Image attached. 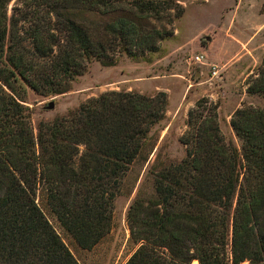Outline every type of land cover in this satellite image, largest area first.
<instances>
[{"label":"trees","instance_id":"16d2710c","mask_svg":"<svg viewBox=\"0 0 264 264\" xmlns=\"http://www.w3.org/2000/svg\"><path fill=\"white\" fill-rule=\"evenodd\" d=\"M0 0V264H80L44 212L92 250L112 231L117 198L154 154L165 93L110 91L38 131L28 88L61 95L94 62L159 51L184 14L175 0ZM264 98V60L249 82ZM220 105L189 112L180 162L159 154L131 204L138 249L126 264H264V108L242 105L228 141Z\"/></svg>","mask_w":264,"mask_h":264},{"label":"rangeland","instance_id":"374dc122","mask_svg":"<svg viewBox=\"0 0 264 264\" xmlns=\"http://www.w3.org/2000/svg\"><path fill=\"white\" fill-rule=\"evenodd\" d=\"M175 1L183 7L184 14L168 27L173 34L160 44L157 53L143 60L124 56L109 67L94 62L71 83L69 91L61 95H40L28 88L23 104L32 112L36 132L40 123L68 116L88 100L106 92L167 95V120L159 131L156 150L145 166L135 168V175L128 184L129 192L132 189L133 192L117 198L112 231L96 247L92 250L81 248L43 204L51 224L80 264H126L138 249L131 240L127 223L129 208L159 154L174 162L185 157L186 149L180 139L188 129L189 112L197 101L206 97L219 103L222 132L239 148L241 141L231 120L241 108V100L244 99L245 106L264 108V98L248 91L249 82L258 76L264 60V0ZM21 7L15 0L10 6V14ZM245 41L255 55L250 56L252 62L249 65L256 68L246 71L243 76L239 72L241 62L234 64L236 60H231L237 57L240 42ZM198 56L205 57L202 63L196 60ZM251 71L253 73L249 74Z\"/></svg>","mask_w":264,"mask_h":264},{"label":"crops","instance_id":"0c3cea01","mask_svg":"<svg viewBox=\"0 0 264 264\" xmlns=\"http://www.w3.org/2000/svg\"><path fill=\"white\" fill-rule=\"evenodd\" d=\"M240 44H241L240 45V50H239V52L237 54V57L233 58L231 61H233L235 59L236 61H235L234 64L241 62L240 66H239V72H241V74H243V76H244L250 69L256 68V67L252 68L249 65L252 62L251 59H250V56L254 57L255 55L251 51V49L248 48V41L240 42ZM239 55H240V57H238ZM263 58H264V55H263ZM257 65H258V63H257ZM251 73H253V71H251L249 74H251ZM200 75H203V72L200 73ZM243 101H244V99L241 100V103L239 104L240 107H242Z\"/></svg>","mask_w":264,"mask_h":264},{"label":"built area","instance_id":"2783aa9c","mask_svg":"<svg viewBox=\"0 0 264 264\" xmlns=\"http://www.w3.org/2000/svg\"><path fill=\"white\" fill-rule=\"evenodd\" d=\"M204 58H205L204 56H198L196 60H197L199 63H202L203 60H204ZM214 75H217V72H214Z\"/></svg>","mask_w":264,"mask_h":264},{"label":"bare ground","instance_id":"6f19581e","mask_svg":"<svg viewBox=\"0 0 264 264\" xmlns=\"http://www.w3.org/2000/svg\"><path fill=\"white\" fill-rule=\"evenodd\" d=\"M193 264H198V262H197V261H195Z\"/></svg>","mask_w":264,"mask_h":264},{"label":"water","instance_id":"95a60500","mask_svg":"<svg viewBox=\"0 0 264 264\" xmlns=\"http://www.w3.org/2000/svg\"><path fill=\"white\" fill-rule=\"evenodd\" d=\"M50 108H53V105H51V107Z\"/></svg>","mask_w":264,"mask_h":264}]
</instances>
